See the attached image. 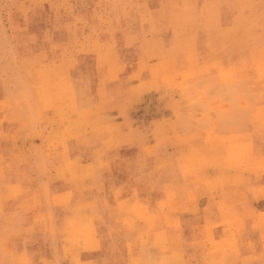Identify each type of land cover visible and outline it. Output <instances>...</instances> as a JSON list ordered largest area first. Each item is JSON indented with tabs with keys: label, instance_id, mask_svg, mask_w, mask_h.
Here are the masks:
<instances>
[{
	"label": "rangeland",
	"instance_id": "rangeland-1",
	"mask_svg": "<svg viewBox=\"0 0 264 264\" xmlns=\"http://www.w3.org/2000/svg\"><path fill=\"white\" fill-rule=\"evenodd\" d=\"M139 2L0 0V264L264 259V25Z\"/></svg>",
	"mask_w": 264,
	"mask_h": 264
},
{
	"label": "crops",
	"instance_id": "crops-1",
	"mask_svg": "<svg viewBox=\"0 0 264 264\" xmlns=\"http://www.w3.org/2000/svg\"><path fill=\"white\" fill-rule=\"evenodd\" d=\"M139 1V0H138ZM143 1V0H142ZM145 2H139L134 5V13L137 17L141 18L144 16V12L142 8H144L145 4L148 6L150 5L151 1H157L158 2V8L152 12V17L155 20H163L167 22V17L173 16L172 7L174 4H178L181 9L184 11H189L194 16V18H201L203 12L205 11V20L204 25H207L211 27L210 32H206L205 36L208 40H211V37L214 36L212 28L213 26L218 25H224L226 22H223V17L226 15V13H229L227 11L229 10H235V9H246L250 8L247 5H244L246 2H252L253 7L252 11L255 14H257L259 17L257 20H254V25H264V0H144ZM149 3V4H148ZM202 22H196V24H200ZM105 41V40H104ZM113 40H108L105 42L111 43L112 46ZM114 42V41H113ZM258 50H262L261 45L259 46ZM116 56L112 53L110 50H99L98 53H96L95 59H96V68L99 73H102L104 75L111 73L113 70H115V57ZM109 59V63L106 62V60ZM158 62L160 63V60H154L152 64H155L154 66H158ZM44 123H46V120H44ZM264 264V259L262 258H252L251 260L248 259H237V260H228V263L226 264ZM95 264H103L101 261H96ZM149 264V263H146ZM161 264V263H156Z\"/></svg>",
	"mask_w": 264,
	"mask_h": 264
}]
</instances>
